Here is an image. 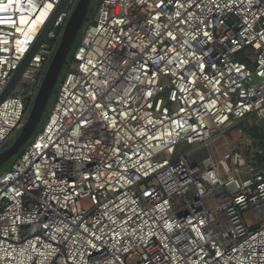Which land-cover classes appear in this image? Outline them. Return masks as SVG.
Instances as JSON below:
<instances>
[{
    "label": "built area",
    "instance_id": "obj_1",
    "mask_svg": "<svg viewBox=\"0 0 264 264\" xmlns=\"http://www.w3.org/2000/svg\"><path fill=\"white\" fill-rule=\"evenodd\" d=\"M45 1L0 0V94L60 0L33 39L19 16ZM76 3L0 104V150ZM81 31L47 121L0 173V264H264V221L243 218L264 213V150L221 141L264 118V0H101Z\"/></svg>",
    "mask_w": 264,
    "mask_h": 264
},
{
    "label": "water",
    "instance_id": "obj_2",
    "mask_svg": "<svg viewBox=\"0 0 264 264\" xmlns=\"http://www.w3.org/2000/svg\"><path fill=\"white\" fill-rule=\"evenodd\" d=\"M70 1L71 0L59 1L53 16L43 27L30 52L23 58L19 68L12 75L6 88L0 94V104L12 94L32 58L37 53L38 48L52 29L56 19L66 9ZM93 1L94 0H77L76 6L47 66L44 78L38 88L34 102L23 127L11 142L0 150V168L11 161L14 157L20 156L22 150L29 141H31L43 128L46 113L49 110L50 101L52 97L56 95L61 75L69 63V57L75 42L78 39L83 26L90 20L89 13Z\"/></svg>",
    "mask_w": 264,
    "mask_h": 264
},
{
    "label": "rangeland",
    "instance_id": "obj_3",
    "mask_svg": "<svg viewBox=\"0 0 264 264\" xmlns=\"http://www.w3.org/2000/svg\"><path fill=\"white\" fill-rule=\"evenodd\" d=\"M100 1L101 0H94L93 1L92 7H91V10H90V13H89L90 19H92L95 16V12H96L99 4H100ZM81 34H82V31L80 32V34L78 36V39L75 42V45H74V47L72 49L71 55L69 57V60L72 59L73 53L75 52V50L77 48V45H78V43H79V41L81 39ZM65 72H66V68H65L63 74L61 75L60 82L63 79V77L65 75ZM54 101H55V95L52 97V99L50 101L49 110L46 113V118H45L44 124H45V122L47 121V119L49 117V114L51 112V109L53 108ZM240 123L237 124L236 127H233L230 130H228L225 133V137H223V139L221 141L223 142V141L227 140L230 144H238L240 142L242 144L247 143L248 144L247 147H250V145L252 146L254 143H256L257 140L255 141V139L253 137H251V135L248 132H245V129L244 128L247 127L248 129H250L254 125H259V126L264 127V118L263 119H260V117L258 115H251V116L247 117L245 120L241 121ZM239 128H242L244 130L243 133H239L237 131ZM18 132L19 131H14L13 132V134L10 136V138L4 143V145L1 148V150L3 149L4 146H6L7 144H9L16 137V135L18 134ZM34 138H35V136H34ZM33 139L31 141H29V143L27 145H29L33 141ZM27 145L25 146V148L27 147ZM217 145L220 146V142H218ZM253 146H255V145H253ZM24 149L22 150V153H23ZM188 151L190 153L194 154L196 157H198L199 160L207 157L210 154V152L207 151L206 148H203L200 151V150L193 149L191 146L184 145L183 151L182 152L177 151L176 154H175V156H179V155H181L183 153H186ZM16 157L19 158L20 156H16ZM12 160L9 161L3 167L0 168V173L4 172V171H6V170H8L9 168L12 167ZM192 194H193V192L191 191V193L188 195V197L191 198L192 197ZM180 204L182 205V202ZM207 206H208V208H213V203H212V200L210 198L207 199ZM215 216H216V218L218 220V223H219L217 225V229H221L223 227L222 226V220H223L222 215L220 213H216ZM243 218H244V220H245V222H246V224L248 226H257V225H259L260 223H262L264 221V213H261L259 216H255L252 213L251 210H248V211H246V212L243 213ZM138 258L139 257H137V256L133 257L130 260V264L135 263L138 260Z\"/></svg>",
    "mask_w": 264,
    "mask_h": 264
},
{
    "label": "bare ground",
    "instance_id": "obj_4",
    "mask_svg": "<svg viewBox=\"0 0 264 264\" xmlns=\"http://www.w3.org/2000/svg\"><path fill=\"white\" fill-rule=\"evenodd\" d=\"M18 6V5H16ZM15 6V8H16ZM20 10H23L24 7L19 6L18 7ZM55 8V1L53 0H47L44 3L43 8L39 11V13L34 16H32L34 10L32 9L31 11H29V13H24V14H20L19 19L20 22L18 24V28H17V32H20L22 30V26L24 28V32L27 36L28 39H33L36 34L39 32L41 26L43 25V23L45 22L46 18L50 15V13L54 10ZM25 9V8H24ZM0 23L4 24H13L14 22L12 20H0ZM25 48V47H24ZM24 51V50H23ZM24 55L23 52L19 53V56ZM31 71L29 70V75Z\"/></svg>",
    "mask_w": 264,
    "mask_h": 264
},
{
    "label": "trees",
    "instance_id": "obj_5",
    "mask_svg": "<svg viewBox=\"0 0 264 264\" xmlns=\"http://www.w3.org/2000/svg\"><path fill=\"white\" fill-rule=\"evenodd\" d=\"M244 129H245V132H248L251 135V137L255 139V141L256 140L258 141V142L256 141V143H254L253 145L264 150V127L259 126V125H254L250 129H248L247 127H245ZM17 159H18L17 157L13 158L12 165Z\"/></svg>",
    "mask_w": 264,
    "mask_h": 264
}]
</instances>
